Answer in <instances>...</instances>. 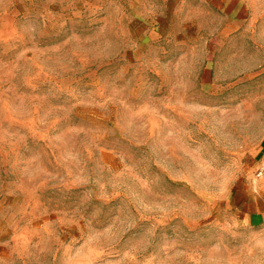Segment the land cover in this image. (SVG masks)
Listing matches in <instances>:
<instances>
[{
	"label": "rangeland",
	"instance_id": "rangeland-1",
	"mask_svg": "<svg viewBox=\"0 0 264 264\" xmlns=\"http://www.w3.org/2000/svg\"><path fill=\"white\" fill-rule=\"evenodd\" d=\"M241 2L229 79L208 0H0V264H264V0Z\"/></svg>",
	"mask_w": 264,
	"mask_h": 264
},
{
	"label": "crops",
	"instance_id": "crops-1",
	"mask_svg": "<svg viewBox=\"0 0 264 264\" xmlns=\"http://www.w3.org/2000/svg\"><path fill=\"white\" fill-rule=\"evenodd\" d=\"M213 7L218 10L217 18L203 27L204 34L209 36L203 37L206 40L204 49L207 51V66L204 69V74L218 73L221 76L223 72L230 73L234 77L235 64H239L237 60V46L242 40L241 31L247 24V19L240 16L242 11H245L241 0H208ZM215 17V16H213ZM225 66L226 68H223ZM239 66V65H238ZM222 78V77H221ZM220 78V79H221ZM202 88L213 86L211 81L206 76L201 80Z\"/></svg>",
	"mask_w": 264,
	"mask_h": 264
}]
</instances>
